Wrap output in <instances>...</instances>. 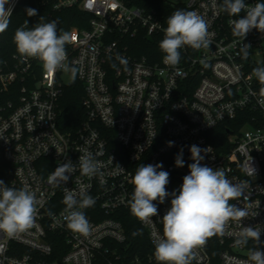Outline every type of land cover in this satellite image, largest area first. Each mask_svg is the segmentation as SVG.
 <instances>
[{"label":"built area","instance_id":"1","mask_svg":"<svg viewBox=\"0 0 264 264\" xmlns=\"http://www.w3.org/2000/svg\"><path fill=\"white\" fill-rule=\"evenodd\" d=\"M165 1L203 16L211 40L208 48H182L176 67L165 65L163 56L150 62L136 55L139 37L153 39L156 47L164 37L165 26L155 11L122 0H37L51 13L77 9L90 16L88 29H70L75 39L66 46V63L77 68L75 78L84 86L86 118L74 130L59 125L60 99L73 81L64 82L67 72L50 77L38 59L25 61L17 52L0 65V180L9 187H28L39 202L30 229L11 238L0 232V264H99L101 258L107 264H158L155 242L163 236L162 218L171 203L158 208L149 222L135 217L153 248L146 256H130L116 216L130 211L132 178L141 164H162L158 171L169 173L166 186L174 190L183 183L194 163L192 145L202 150V165L222 168L230 181L244 185V194L230 203L245 208L248 216L241 224L229 220L224 234H218L225 246L218 264H254L250 250L264 251V93L249 70L264 66V33L252 29L243 41L234 36L229 21L245 13L229 16L223 0ZM20 2L10 0L12 15ZM257 2L245 0L249 6ZM243 44L251 45L246 58ZM241 114L245 122L237 131L228 129L229 148L219 153L208 134ZM181 150L184 166L177 167ZM85 153L100 163L97 175L81 174L79 156ZM68 160L77 166L68 182L49 184L50 173ZM65 187L84 189L95 199L93 207L83 210L91 225L88 236L67 228ZM241 225L260 226V242L237 245ZM56 236L65 246L61 259L54 258ZM208 245L207 238L193 249L195 264H214Z\"/></svg>","mask_w":264,"mask_h":264},{"label":"clouds","instance_id":"2","mask_svg":"<svg viewBox=\"0 0 264 264\" xmlns=\"http://www.w3.org/2000/svg\"><path fill=\"white\" fill-rule=\"evenodd\" d=\"M222 10L231 17L238 16L242 11L245 13L242 18L229 21L233 35L242 38V41L252 29L264 33V2L249 6L245 0H223ZM26 12L28 16L37 14V10L31 8L26 9ZM11 15L10 0H0V34L7 30ZM163 31L164 37L159 48L167 66L179 65L180 50L185 46L200 50L211 45L207 21L196 11L177 9L167 18V27ZM13 39L22 60L38 59L50 77L62 70L70 72L73 80L75 79L77 68L66 63V46L75 38L67 31L58 34L55 20L39 22L32 28L25 21L23 26L16 29ZM250 47V44H243L241 47L245 58ZM121 63L127 65L125 59H121ZM253 75L262 85L261 92L264 93V66L254 68ZM173 143L169 141L168 145L172 146ZM201 151L198 146H191L194 163L188 165L189 174L183 177L178 195L176 191H167L169 173L158 171L162 169V164H141L132 178L134 191L129 202L130 211L142 222H149L158 214L153 201L162 204L166 197H172L171 207L162 218L163 236L155 242L154 257L158 264H191L194 248L204 245L209 237L223 235L229 220H236L241 224V220L248 216L245 208L240 209L230 203L244 194V185L230 181L222 168L213 169L202 165ZM175 164L177 167L184 166L182 150L177 155ZM76 170L77 166L68 160L50 173L48 183L57 187L65 184ZM79 170L82 175L92 177L100 172V163L92 154L85 153L79 156ZM64 192L67 228L88 236L91 225L83 210L93 207L95 199L84 189L75 192L65 187ZM38 203L35 193L28 187L17 189L0 180V232L11 238L30 229L36 221ZM49 215L53 214L49 212ZM261 231L260 226L241 225L236 244L245 246L249 240L258 244ZM137 234L133 233L134 236ZM249 260L254 264H264V251L258 248L250 250Z\"/></svg>","mask_w":264,"mask_h":264},{"label":"trees","instance_id":"3","mask_svg":"<svg viewBox=\"0 0 264 264\" xmlns=\"http://www.w3.org/2000/svg\"><path fill=\"white\" fill-rule=\"evenodd\" d=\"M125 4L133 7H140L146 11H155L161 18L165 28L167 27V18L177 9H182L188 11L184 6L172 5L165 0H122ZM264 2V0H261ZM36 9L37 14L34 16H28L26 9ZM43 18L42 20L40 18ZM11 22L7 30L2 33L0 37V65L5 60L9 59L11 55L16 51V46L14 43V34L17 28L23 26L25 21H28V27L32 28L36 24L45 23L48 21L55 20L57 23L58 34L63 31L69 32L72 27H78L79 29H88V21L90 16L83 13L77 9H68L61 12L51 13L47 8H39L37 6V0H21L12 17ZM153 39L148 37H139L135 44L137 45L136 55H145L148 57L150 62H154L156 57L163 56L159 47H156ZM253 71V69H249ZM84 96V86L76 78L68 85L65 86L63 90V95L60 99L59 105V125L64 130H74L76 129L82 121L86 118V113L82 105V100ZM242 114L239 115L234 121L228 122L227 124L220 125L213 129L208 134L209 142L215 147V149L221 153L229 148L228 144V129L232 131H237L245 122L242 119ZM169 193L175 191L170 184L166 186ZM176 194L179 193L176 191ZM171 195L166 197L164 203H159L158 201H153L157 208H160L166 204L171 203ZM116 218L120 220L124 226L127 235V243L130 245L127 252L130 256H146L148 254H153V248L149 242L147 231L138 223L135 216L131 211H119ZM137 232V235H133ZM208 250L212 257L213 263H219V255L225 250V246L221 245L219 235H214L208 238ZM54 244V258L61 259L65 253V246L63 239L56 236L53 240ZM124 247H120L122 251ZM99 264H107L102 258ZM191 264H195L191 259Z\"/></svg>","mask_w":264,"mask_h":264},{"label":"rangeland","instance_id":"4","mask_svg":"<svg viewBox=\"0 0 264 264\" xmlns=\"http://www.w3.org/2000/svg\"><path fill=\"white\" fill-rule=\"evenodd\" d=\"M63 80H64L65 83H69L72 80L71 73H69V72L65 73L64 76H63ZM181 185H182V183L179 184V185H176L175 186V190L179 191Z\"/></svg>","mask_w":264,"mask_h":264},{"label":"water","instance_id":"5","mask_svg":"<svg viewBox=\"0 0 264 264\" xmlns=\"http://www.w3.org/2000/svg\"><path fill=\"white\" fill-rule=\"evenodd\" d=\"M59 264H62V263H59Z\"/></svg>","mask_w":264,"mask_h":264}]
</instances>
